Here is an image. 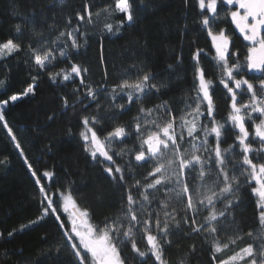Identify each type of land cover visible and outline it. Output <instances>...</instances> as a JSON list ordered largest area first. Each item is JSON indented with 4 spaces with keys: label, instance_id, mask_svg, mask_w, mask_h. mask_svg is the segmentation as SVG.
Listing matches in <instances>:
<instances>
[{
    "label": "snow or ice",
    "instance_id": "snow-or-ice-1",
    "mask_svg": "<svg viewBox=\"0 0 264 264\" xmlns=\"http://www.w3.org/2000/svg\"><path fill=\"white\" fill-rule=\"evenodd\" d=\"M138 4L149 6L146 0H138ZM184 5L197 9L194 23L198 22L200 30L206 31L211 38L215 54L210 60L219 72L218 84L222 85L223 98L228 102V113L223 122L216 119L214 81L201 66V56H207V53L197 48L191 56L194 61L192 91L195 95L190 97L192 103H186V109L179 116L173 113L169 101L161 100L150 108L141 106L131 122L113 125L103 137L98 134L95 126L105 117L100 115L97 97L108 89L105 86L93 87L86 81L89 69L72 62V52H79L81 40L87 43V26L94 27L101 12L108 17L120 16L115 27L112 23L103 24L107 33L119 32L125 25L131 26L136 19L134 0H111L96 12L86 3L82 12L68 18L65 30L57 31L54 24L48 25L51 39H44L43 30L36 31L33 27L36 44L29 43L25 53L28 57L25 63L30 61L36 72L30 76L33 83L22 92L0 100V122L15 147L21 150V156L24 155L21 144L5 119L4 110L10 103L35 95V81L40 75L46 73L54 84L79 78L80 87L73 88L71 93L75 101L70 105L67 96L61 98L64 108L75 107L79 102L87 111L89 105L83 104L84 98L89 99V104L97 102V115L81 117L83 130L80 137L84 151L93 160L102 157L99 162L104 165L103 172L123 189L118 215L106 217L100 224L94 223L90 209L81 206L70 188L52 190L41 183L42 178L53 181V171L45 170L38 176L25 157V164L38 186L42 208L41 214L30 224L48 216L53 218L70 249L72 259L69 264H127L128 258L123 255L121 245H128L140 264H149V261L151 264H168L165 246L171 245V236L175 232L185 229L189 238L193 234H205L206 240L211 238L210 259L213 264H264V0H193L192 3L184 0ZM219 9L224 10L234 30L247 42L242 60L239 49L232 50L234 41L227 34V29L213 30L215 22L221 19ZM38 14L42 23L46 22L43 12L34 8L30 15L22 17L24 27L20 24L15 26L17 35L23 34L29 25H34ZM23 50L16 39L0 41V59ZM64 61L67 65L56 70ZM176 62L182 63L183 57L178 56ZM168 67L171 69L172 65ZM156 79L155 74L143 72L135 79H122L114 85L108 94L113 101L121 99L125 102L113 104L118 111L107 119L115 121L130 110L134 101L142 100L153 92L160 95L162 90L168 89L167 81L153 83ZM5 83L0 79V87ZM133 137L138 144L128 148L126 141ZM229 138L232 139L230 144ZM113 144L125 147L115 151ZM185 144L188 147H184ZM125 155L130 158L123 161V166L117 164L114 156L123 159ZM4 162L0 160V164ZM145 165H150V168L136 178V169ZM241 177L245 184L254 182L251 193L257 197V219L261 231L254 233L249 230L241 234L242 230L236 228L234 236L222 240L223 227L237 224L234 209L239 207L237 193L241 189ZM129 178L135 182L129 184ZM161 191L165 199L158 207L163 218L160 211L151 207L153 200L159 199L155 193ZM169 193L174 195L169 196ZM172 199L183 204V215L175 209L169 210ZM24 227L27 226H21L20 230ZM14 231H10L8 236L11 237ZM245 236L251 237L253 242L226 258L218 255ZM2 237L3 233H0ZM136 237L144 243L143 249ZM61 248L56 247L57 255ZM191 250L195 251L194 245Z\"/></svg>",
    "mask_w": 264,
    "mask_h": 264
},
{
    "label": "trees",
    "instance_id": "trees-1",
    "mask_svg": "<svg viewBox=\"0 0 264 264\" xmlns=\"http://www.w3.org/2000/svg\"><path fill=\"white\" fill-rule=\"evenodd\" d=\"M192 2L193 0H190V3ZM86 3L96 12L111 3V0H64L63 3H60V0H0V41L16 39L24 49L11 57L0 59V79L6 81L5 85L0 87V100L22 92L33 83L30 76L36 75V72L32 69L30 61L25 63L28 59L25 54L27 45L36 44L32 35L33 27L36 31L43 30L44 39H51L48 25L54 24L57 31L65 30L68 18H74L77 12H82ZM146 4L149 6L142 7L139 6L138 0H134L135 22L114 33H107L103 24L108 22L115 27L120 16L108 17L101 12L95 26H87V43L81 40L82 47L79 52H72V62L89 69L86 81L93 87L105 86L108 92L122 79H135L143 72L156 75L157 79L153 83L167 81L169 84L168 89L162 90L160 95L153 92L142 100L134 101L130 110L115 121L107 119L110 114L118 111L113 104L124 103L125 100L113 101L108 92H103L97 97L101 106L100 115L105 117L95 126L98 134L103 137L113 125L131 122L141 106L150 108L161 100L169 101L173 113L179 116L186 109V103H192L190 97L195 95L192 91L194 61L191 56L197 48H202L207 53V56H201V66L214 81L216 119L223 122L228 113V102L223 98L222 85L218 84L219 72L210 60L215 54L211 39L206 31L200 30L198 22L194 23L197 9L186 8L184 0H146ZM34 8L43 12L46 22L42 23L38 14L35 24L29 25L23 34L17 35L15 26L20 24L24 27L22 17L30 15ZM219 11L221 19L215 22L213 30L227 29V34L234 41L232 50L239 49L242 60L247 42L234 30L224 10ZM72 23L75 24L76 20L73 19ZM178 56L183 57L180 64L176 62ZM66 65L67 61H64L56 70ZM169 65H172L171 69ZM35 83V95L10 103L4 110L5 119L21 144L23 156L0 122V160L5 161L0 164V233H3L0 238V264H69L72 259L62 232L51 216L30 224V221L36 220L41 214L42 208L38 186L25 164V157L38 176L45 170L53 171L54 182L42 178L41 183L52 190L70 188L81 206L90 209L94 223L100 224L106 217H115L121 211L123 189L117 187L103 172L104 165L99 162L103 160L102 157L93 160L90 154L84 151V142L80 137L83 130L81 117L97 115V102L89 104V99L84 98L83 104L89 105L87 111L79 102L75 107H63L62 97L67 96L70 105L75 101L76 98L71 93L73 88L80 87L79 78L54 84L45 73L40 75ZM83 91L81 88V93ZM153 115L155 116V113ZM228 143H232L231 138ZM137 144L135 137L126 141L128 148ZM112 147L119 151L125 145L113 144ZM184 147L188 145L185 144ZM224 147H227V144ZM253 147H256L255 143ZM129 158L127 155L123 159L114 156L116 163L121 166L123 161ZM149 168L150 165H145L136 169V178H140ZM134 182V179L129 178V184ZM252 186L254 182L251 185L245 184L244 178L241 177V189L237 193L239 207L234 209L237 224L223 227L220 236L222 240L234 236L236 228L242 230L241 234L249 230L254 233L261 231L257 219V197L251 193ZM155 195L159 199L153 200L151 207L160 211L163 218V212L158 207L160 201L165 199L163 191ZM173 195L169 193V196ZM217 207L222 208V205ZM171 209L183 215V204L178 200L170 201L169 210ZM21 226L27 227L21 231ZM13 230V235L9 237L8 233ZM186 232L187 229L175 232L171 236V245L165 246L168 264H213L210 259L211 238L204 239L205 234H193L189 238ZM136 239L143 249L145 245L140 237ZM251 242L252 238L245 236L228 251L218 255L226 258ZM193 245L195 251L191 250ZM57 246H62L59 255L55 252ZM121 247L123 255L128 258L127 264H140L128 245Z\"/></svg>",
    "mask_w": 264,
    "mask_h": 264
},
{
    "label": "rangeland",
    "instance_id": "rangeland-1",
    "mask_svg": "<svg viewBox=\"0 0 264 264\" xmlns=\"http://www.w3.org/2000/svg\"><path fill=\"white\" fill-rule=\"evenodd\" d=\"M211 39V38H210Z\"/></svg>",
    "mask_w": 264,
    "mask_h": 264
},
{
    "label": "water",
    "instance_id": "water-1",
    "mask_svg": "<svg viewBox=\"0 0 264 264\" xmlns=\"http://www.w3.org/2000/svg\"><path fill=\"white\" fill-rule=\"evenodd\" d=\"M238 32V31H237Z\"/></svg>",
    "mask_w": 264,
    "mask_h": 264
}]
</instances>
